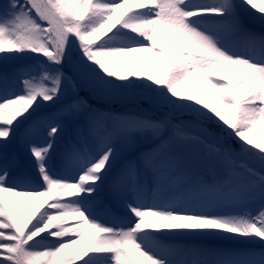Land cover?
<instances>
[{"label": "snow or ice", "instance_id": "1", "mask_svg": "<svg viewBox=\"0 0 264 264\" xmlns=\"http://www.w3.org/2000/svg\"><path fill=\"white\" fill-rule=\"evenodd\" d=\"M244 17L264 26V0H0V60L37 58L0 76V264H264V248L162 239L227 233L264 245V32ZM165 28L170 40L158 42ZM137 82L191 119L62 101L68 87L115 94ZM69 121L74 139L58 152ZM18 134L33 163L23 176ZM125 146L135 155L118 166Z\"/></svg>", "mask_w": 264, "mask_h": 264}, {"label": "rangeland", "instance_id": "2", "mask_svg": "<svg viewBox=\"0 0 264 264\" xmlns=\"http://www.w3.org/2000/svg\"><path fill=\"white\" fill-rule=\"evenodd\" d=\"M242 21L246 28L257 33L264 32V26H262L258 20H253L252 18L244 17L242 18ZM170 31L171 30H168L166 28L160 31L158 42L162 43L169 41ZM132 55L135 54H130V57ZM36 62H37V58L34 56H22L19 58L0 60V76H3L5 73H7L11 78L13 73L18 68L26 67L27 65L35 64ZM69 74L71 75V72H69ZM221 75H227L230 79H233L235 77V70L234 69L223 70L221 71ZM197 76H199V74H197ZM22 79L23 78L12 83L11 87L14 88L15 90H19L20 87L22 86ZM188 83H189V87L191 88L200 86L198 79L190 80ZM2 87L3 85L0 84V88ZM76 95L85 98L88 101V103L92 105L93 108L105 114L109 112H118L122 114L134 115V116L146 115L153 118L168 116L173 120V122H178L179 120L191 119V116L188 113L187 109L183 111H178L175 108H173L171 105H165L164 103L159 102L155 98L154 93H152L150 90L144 87H141V85L138 82L134 85H129L125 89H120L115 94L107 91L92 90L91 88H87V87H81L78 91H73L71 87H68L65 92V95L62 97V101L68 102ZM50 110L54 111V109H50ZM75 128H76V124L69 121L68 124L66 125L65 131L62 132L56 138V148L61 145L59 151L64 149L65 146L68 145L74 139ZM258 133L259 130H256V132H254L253 135H258ZM40 139H42V137ZM229 143H232L234 147H238V145L234 140H230ZM150 144H151L150 141H141L137 146V148L138 150H142L143 148L149 147ZM11 150L16 155V167L19 175L23 176L32 172L33 171L32 158L28 153L27 146L19 138V134H18L17 143L11 147ZM134 155L135 152H133L131 148L126 146L122 147L120 151V156L117 161L118 166L126 162L128 159L133 158ZM99 197L102 201L107 199L106 185L100 192ZM25 199H27L29 203L35 205L40 202L41 198L28 197ZM249 207L251 210H253V212H255L256 208L258 207V204L253 203L249 205ZM99 210L101 212L104 211L103 204L100 206ZM113 213L115 215L120 214L119 210L115 208L113 209ZM69 226L71 227V225ZM188 237L191 239H188ZM72 238L76 239L77 237L73 236ZM216 238H218L217 235L203 233V234L174 235L162 239H164V242L173 244L180 249H187V248H197V247L214 248L217 246V243L215 242L218 241L212 243V239L214 240ZM242 239L244 240L243 241L244 243L241 241L238 243L232 242L234 245H237V247L238 246L240 247L239 250L250 249L254 251H260L262 248H264V245H262L258 240H249L246 238H242ZM232 243H229V245H232ZM141 259H142V264H146V262L143 261V258Z\"/></svg>", "mask_w": 264, "mask_h": 264}, {"label": "bare ground", "instance_id": "3", "mask_svg": "<svg viewBox=\"0 0 264 264\" xmlns=\"http://www.w3.org/2000/svg\"><path fill=\"white\" fill-rule=\"evenodd\" d=\"M209 234L217 235V237H218V238H216L214 240L212 239V243L215 242V241H218V242H215V243H217V246L212 248V249L239 250L240 247L239 246L237 247V245H234L232 242L238 243L240 241L241 242L244 241L242 238H238L236 236H233V235L227 234V233H224V234H221V233H209ZM188 239H191V238L188 237ZM208 239H211V238H208ZM229 243H232V245H229Z\"/></svg>", "mask_w": 264, "mask_h": 264}]
</instances>
